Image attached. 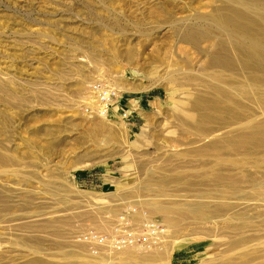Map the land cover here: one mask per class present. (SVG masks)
<instances>
[{"label":"rangeland","instance_id":"1","mask_svg":"<svg viewBox=\"0 0 264 264\" xmlns=\"http://www.w3.org/2000/svg\"><path fill=\"white\" fill-rule=\"evenodd\" d=\"M262 9L0 0V264H264ZM122 217L159 244L83 239Z\"/></svg>","mask_w":264,"mask_h":264},{"label":"built area","instance_id":"2","mask_svg":"<svg viewBox=\"0 0 264 264\" xmlns=\"http://www.w3.org/2000/svg\"><path fill=\"white\" fill-rule=\"evenodd\" d=\"M105 90L101 89V91ZM110 95L109 90L103 94L104 97H110ZM122 219L124 221L116 223L110 234L90 230L82 237L86 242L107 245L118 250L128 247L147 250L155 247L161 241L164 229L155 219H148L139 223L129 222L125 217Z\"/></svg>","mask_w":264,"mask_h":264},{"label":"bare ground","instance_id":"3","mask_svg":"<svg viewBox=\"0 0 264 264\" xmlns=\"http://www.w3.org/2000/svg\"><path fill=\"white\" fill-rule=\"evenodd\" d=\"M236 9V8H235ZM253 10V9H252ZM234 12L232 13V17L229 19V21L233 24V25H238L239 26V28L241 27L242 29H244V30H246L247 31V29H250V28H252V27H254V25H255V23H254V21L253 20H251V19H249L250 17H248V16H246L245 14L244 15H239V13L236 11V10H233ZM260 11H262V12H264L263 11V9L262 10H260ZM258 12V11H257ZM261 14V13H260ZM262 16H264V15H262ZM264 23V22H263ZM230 27H232V26H230ZM234 27V26H233ZM262 27V26H261ZM236 28V27H235ZM238 28V27H237ZM238 28V29H239ZM191 31V30H190ZM195 31V33H193L192 35L191 34H187V36H186V38L189 40H191V39H196L197 37V30H194ZM259 32V31H258ZM224 47V46H223ZM221 49H224V48H221ZM226 49V48H225ZM246 49V48H245ZM229 50V49H228ZM241 49H239V51H240ZM225 51V50H224ZM230 51V50H229ZM228 51V52H229ZM244 51V50H243ZM243 51H241L242 53L241 54H243ZM228 52H227V54H228ZM219 53V52H218ZM217 53V55H220L221 54V51H220V54H218ZM222 53H226V51L225 52H222ZM246 54V53H245ZM262 54V53H261ZM224 55V54H223ZM229 55H230V53H229ZM252 55V54H251ZM224 56H226V54L224 55ZM264 56V55H263ZM217 57V56H216ZM244 57V56H243ZM246 58H247V56H245ZM252 57H254V55L252 56ZM217 59V58H216ZM242 59V58H241ZM243 62L245 63V62H247L249 59H247L246 61H245V59L243 58ZM262 61V59H259V61ZM227 60H225V62H226ZM253 62L254 60H249V62ZM259 61H258V63H259ZM231 62H233V61H231ZM230 62V63H231ZM248 62V63H249ZM254 63H256V61L255 62H253V64ZM261 63V62H260ZM259 63V64H260ZM215 64V63H214ZM232 64V63H231ZM259 64H256V66H259ZM263 64V63H262ZM262 64H260V65H262ZM228 65H230V64H228ZM249 65H251V64H249ZM231 66V65H230ZM246 66H248V65H246ZM256 66H255V64H254V67L255 68H253V65L250 67L251 69H253V71H254V69H258V68H256ZM222 67V66H221ZM225 67V66H224ZM231 67H233V66H231ZM261 67V66H260ZM230 68V67H229ZM234 68H235V66H234ZM248 68V67H247ZM249 69V68H248ZM247 69V70H248ZM251 69H249V72H250V70ZM263 69V68H262ZM264 70V69H263ZM252 71V70H251ZM257 72H259L258 70H257ZM260 72H263V71H260ZM201 96V95H200ZM220 96V95H219ZM229 96V95H228ZM229 97H234V96H229ZM202 98H203V96H202ZM205 98V101H206V97H204ZM203 98V99H204ZM229 99V98H228ZM237 99V98H236ZM201 100V99H200ZM214 100H216V99H214ZM219 100V99H218ZM203 101V100H202ZM202 101H200V103L202 102ZM207 101H208V97H207ZM220 101V100H219ZM226 101V100H225ZM234 101H236V100H234ZM233 101V102H234ZM209 102H211V100H209ZM218 102V101H217ZM216 102V103H217ZM221 102V101H220ZM237 102V101H236ZM241 102V101H240ZM204 103V102H203ZM207 104V103H206ZM209 104V103H208ZM211 104H213L212 102H211ZM210 104V105H211ZM215 104V103H214ZM218 104V103H217ZM217 104H215V105H217ZM222 103H220V105H221ZM238 104V103H237ZM236 104V105H237ZM195 105V104H194ZM204 105V104H203ZM209 105V107H211V106H213V105H211L210 106ZM214 105V106H215ZM219 104H218V107H221ZM200 106V105H199ZM213 106V107H214ZM223 106H225V105H223ZM235 106V105H234ZM200 107H203L202 105L200 106ZM227 106H225V107H223V108H226ZM212 108V107H211ZM215 108V107H214ZM217 108V107H216ZM222 108V107H221ZM229 108V107H228ZM233 108V107H232ZM235 108V107H234ZM242 108V107H241ZM220 109V108H219ZM230 109V108H229ZM238 109H240L239 107H238ZM244 110H246L245 108H243ZM221 110V109H220ZM231 110V109H230ZM249 110V109H248ZM248 112V111H247ZM241 117V116H240ZM217 119V118H216ZM260 126V125H259ZM256 130V129H255ZM258 138V137H257ZM168 253V251L167 250H163L162 252H161V254H160V257L162 258V257H166V254Z\"/></svg>","mask_w":264,"mask_h":264},{"label":"crops","instance_id":"4","mask_svg":"<svg viewBox=\"0 0 264 264\" xmlns=\"http://www.w3.org/2000/svg\"><path fill=\"white\" fill-rule=\"evenodd\" d=\"M146 101H145V99H143V98H139V99H134V101H133V103H132V105H137V106H139V107H141V104L142 103H145ZM141 110V109H140ZM111 181V180H110ZM108 183V182H107ZM111 183V182H110Z\"/></svg>","mask_w":264,"mask_h":264}]
</instances>
